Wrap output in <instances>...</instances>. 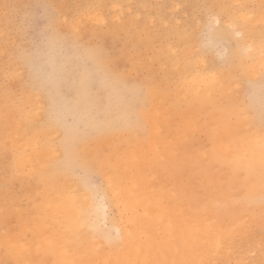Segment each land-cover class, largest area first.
Listing matches in <instances>:
<instances>
[{
    "label": "bare ground",
    "instance_id": "bare-ground-1",
    "mask_svg": "<svg viewBox=\"0 0 264 264\" xmlns=\"http://www.w3.org/2000/svg\"><path fill=\"white\" fill-rule=\"evenodd\" d=\"M20 1L0 0V55L13 82L0 87L8 177L0 182V264H264V195L246 200L242 178L226 182L248 169L250 189L264 188V92L261 103V85L234 73L242 65L245 77H260L264 31L253 33L261 44L254 49L246 30L229 33L220 13L208 15L204 28L219 27L211 37L226 47V67L210 69L191 57L177 69L169 51L154 53L163 75L152 84L128 80L102 46L76 38L84 21L106 24L111 38L119 28L126 32L134 14L128 4L123 27L113 0H71L85 10L68 13L69 20L48 0H28L50 14V53L41 62L24 45L8 46L11 34L19 40L24 31L10 19L9 5ZM196 2L203 10L207 1ZM250 17L259 22L264 15L256 9ZM222 70L225 76L215 73ZM228 92H238L230 105L221 97ZM195 158L207 164L187 186L176 161ZM17 174L25 176L24 205L6 194L22 178ZM88 174L101 187L91 189Z\"/></svg>",
    "mask_w": 264,
    "mask_h": 264
},
{
    "label": "rangeland",
    "instance_id": "rangeland-1",
    "mask_svg": "<svg viewBox=\"0 0 264 264\" xmlns=\"http://www.w3.org/2000/svg\"><path fill=\"white\" fill-rule=\"evenodd\" d=\"M70 1L71 0H48V3L59 8H64L63 18L69 20V16H65L68 13L77 12L82 15L85 10V7L80 5L76 6L75 4L70 3ZM113 1L117 6L112 9L123 11L120 15L121 19L118 22L121 26L125 27L126 22L122 20L124 18L123 14L124 11H126L127 4L132 8L131 11L134 12L132 26H129V28L126 29V32L119 28V33L116 35V38H111V36L108 35L106 24H92L89 21H84V24L82 25L83 27L76 31L75 34L76 38L85 45L102 46L105 54L115 64L114 69L117 72H122L130 81L133 80L132 77L137 76V78H141L140 80L144 82L154 84L156 82L155 80L161 78L163 75V72L158 66H156L158 61H155L154 53L164 55L167 51H169V56L172 57L177 69H185L188 67V62L191 57L200 60L199 63L202 61L210 69L216 68L217 65H220V67L223 68L226 67V47L214 43L211 37V33L219 30V27L207 23V28H204L205 23L207 22L205 19L208 15L210 18L212 14L216 12L220 13L222 18L229 23L230 26L225 27L227 32L234 34L235 30H246V41H250L254 49L261 46V44L258 46L260 41L253 35V33L261 32V30L264 31V18L259 22H254V19H252L250 15L251 12H254L256 9H259V12L264 15V0H206L207 2H204L203 10L198 8L200 4L196 2V0H168L170 3H174L172 5H162L159 10H157L159 7L158 4H161L163 0H143V6L141 8H137L134 0H132V2H126L125 0ZM27 2L28 0L20 1L21 5L19 7L14 5L15 9L8 4L9 8L14 10V13L11 12L10 19H13L15 23H21L18 24V27L24 29L20 34L19 40H15V38L11 39L12 34L9 32L11 35L8 38V46L9 48L13 47L16 49L24 45L26 47L27 55H30L32 58H40V61L42 62L44 61V57H41L42 54L44 53L45 55H48L50 53L45 42L47 35H49L48 28L50 14L47 6L38 5L34 7V9H31L30 5L35 2H31L29 5ZM112 9H106V13ZM92 29L95 31L93 32ZM15 31L19 33L16 28L12 33ZM168 33H181V35H170L165 37ZM124 34H126V36ZM233 39L235 42H240V37L238 35H235ZM149 40H152L150 44H148ZM138 42H141L139 46L136 45ZM231 43L233 44V42ZM240 44L242 43L240 42ZM262 45H264L263 42ZM66 49V47H63L59 49V52L63 55L65 54ZM254 49L249 53H252ZM244 54H246L245 51ZM5 59V56L0 55V87L10 88L13 85V82L6 79L5 73L9 71V66L5 64ZM242 68V65L240 67L238 66L237 69L234 70L235 75H238L241 77V80L244 81H254L256 84L255 86L261 85V87L257 89L261 90L259 99L260 102L263 103L262 92H264V70H261V74L259 73V78L254 79V77H245ZM136 69H138V73L136 72ZM171 71H173L172 73H175L174 70ZM240 71L241 76L239 75ZM224 72V70L220 71V73L215 71V73L222 76H225L223 74ZM231 81L238 80L231 79ZM237 94L238 92L235 94H231V92L226 93L221 96L222 103H227L228 105L233 104L236 100L235 95ZM248 95L243 98V101L246 103H248L249 100ZM174 99L181 103L180 97H174ZM208 100H211L212 104L217 102L215 94L208 97ZM211 108H213V112L215 113L221 112V110L215 106H211ZM253 115L256 114L253 113ZM259 131L263 130L259 129ZM0 150H3V147H0ZM85 155L87 156V151ZM164 162L167 165L168 160L165 159ZM176 162L180 166V171L177 169V175L179 178L185 180L187 186L194 183L193 179L200 175L198 172L202 170V166L207 164L203 163L204 159L202 158H195L191 163L186 161V159L177 160ZM4 164H6V162L1 155L0 182L3 180L6 181V178H8L6 176V166ZM247 171L248 169H242L238 172L239 174L237 176L232 173L226 182L234 184V180L239 176V178H242L240 180V186L242 193L244 194V199L247 200L263 196L264 188L250 189L248 186L246 181L247 178H249ZM17 175L18 177L22 176V178H17V182L13 183V186L6 194L13 195L15 198H20L21 203L24 205L27 203V200L21 196L22 191L19 188V181L25 179V176L21 174ZM87 177L91 189L94 188L93 185L95 186L94 189L101 187V181L95 175L88 174Z\"/></svg>",
    "mask_w": 264,
    "mask_h": 264
}]
</instances>
